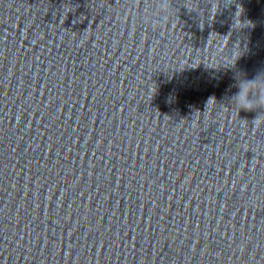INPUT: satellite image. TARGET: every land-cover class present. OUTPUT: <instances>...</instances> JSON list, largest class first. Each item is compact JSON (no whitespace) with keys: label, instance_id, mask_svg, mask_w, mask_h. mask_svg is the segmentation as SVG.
Listing matches in <instances>:
<instances>
[{"label":"clouds","instance_id":"9594fccd","mask_svg":"<svg viewBox=\"0 0 264 264\" xmlns=\"http://www.w3.org/2000/svg\"><path fill=\"white\" fill-rule=\"evenodd\" d=\"M167 0H165V3ZM238 91L233 96V101L239 110L258 111L252 121L254 127L264 125V73L253 79L239 77L236 85Z\"/></svg>","mask_w":264,"mask_h":264}]
</instances>
